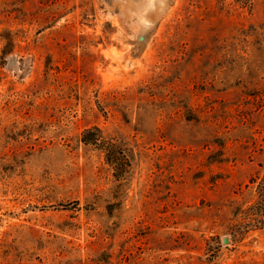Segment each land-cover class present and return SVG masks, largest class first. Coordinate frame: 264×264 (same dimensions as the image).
I'll list each match as a JSON object with an SVG mask.
<instances>
[{
	"label": "rangeland",
	"instance_id": "1",
	"mask_svg": "<svg viewBox=\"0 0 264 264\" xmlns=\"http://www.w3.org/2000/svg\"><path fill=\"white\" fill-rule=\"evenodd\" d=\"M0 264H264V0H0Z\"/></svg>",
	"mask_w": 264,
	"mask_h": 264
},
{
	"label": "trees",
	"instance_id": "2",
	"mask_svg": "<svg viewBox=\"0 0 264 264\" xmlns=\"http://www.w3.org/2000/svg\"><path fill=\"white\" fill-rule=\"evenodd\" d=\"M84 135H85V134H84ZM85 142H87V143H88L89 141H88V140H85Z\"/></svg>",
	"mask_w": 264,
	"mask_h": 264
},
{
	"label": "water",
	"instance_id": "3",
	"mask_svg": "<svg viewBox=\"0 0 264 264\" xmlns=\"http://www.w3.org/2000/svg\"><path fill=\"white\" fill-rule=\"evenodd\" d=\"M227 241V239H224V242H226Z\"/></svg>",
	"mask_w": 264,
	"mask_h": 264
}]
</instances>
